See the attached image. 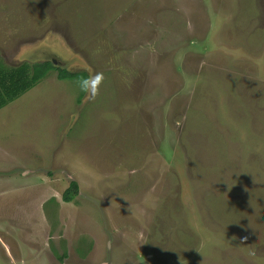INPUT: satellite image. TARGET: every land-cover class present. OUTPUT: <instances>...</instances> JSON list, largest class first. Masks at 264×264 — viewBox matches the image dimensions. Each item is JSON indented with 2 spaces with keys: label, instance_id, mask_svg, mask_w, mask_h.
Returning a JSON list of instances; mask_svg holds the SVG:
<instances>
[{
  "label": "rangeland",
  "instance_id": "obj_1",
  "mask_svg": "<svg viewBox=\"0 0 264 264\" xmlns=\"http://www.w3.org/2000/svg\"><path fill=\"white\" fill-rule=\"evenodd\" d=\"M0 45L105 76L0 108V264H264V0H0Z\"/></svg>",
  "mask_w": 264,
  "mask_h": 264
},
{
  "label": "trees",
  "instance_id": "obj_2",
  "mask_svg": "<svg viewBox=\"0 0 264 264\" xmlns=\"http://www.w3.org/2000/svg\"><path fill=\"white\" fill-rule=\"evenodd\" d=\"M56 70L58 79H75L82 75L83 71H70L64 67L55 65L52 59L38 62H23L17 66L0 64V108L18 98L34 87L49 72ZM84 75H86L84 73ZM78 193V183L71 180L69 186L62 193L64 202L71 201Z\"/></svg>",
  "mask_w": 264,
  "mask_h": 264
},
{
  "label": "clouds",
  "instance_id": "obj_3",
  "mask_svg": "<svg viewBox=\"0 0 264 264\" xmlns=\"http://www.w3.org/2000/svg\"><path fill=\"white\" fill-rule=\"evenodd\" d=\"M104 81V73L95 72L88 76H77L74 83L80 92H84L89 100L94 101L100 95V87Z\"/></svg>",
  "mask_w": 264,
  "mask_h": 264
},
{
  "label": "crops",
  "instance_id": "obj_4",
  "mask_svg": "<svg viewBox=\"0 0 264 264\" xmlns=\"http://www.w3.org/2000/svg\"><path fill=\"white\" fill-rule=\"evenodd\" d=\"M16 41H17V40H15L14 42L12 41V43L9 42V45H11V46H10V49H14V47H16V46L19 47V46H18V43H16ZM15 43H16V44H15ZM3 48H4V47H3L2 45H0V64H1V63H5V61H4V55H3V52H2V51H3ZM17 52H18V50L12 53V54L14 55V57H16L15 60L10 56L11 59H12L13 61H16V63H18V62H19V59L21 58L20 56H18V53H19V55H20V52H18V53H17ZM20 60H21V59H20ZM25 61H26V60H23V61H21L20 63L25 62ZM20 63H19V64H20ZM5 64H6V63H5Z\"/></svg>",
  "mask_w": 264,
  "mask_h": 264
},
{
  "label": "flooded vegetation",
  "instance_id": "obj_5",
  "mask_svg": "<svg viewBox=\"0 0 264 264\" xmlns=\"http://www.w3.org/2000/svg\"><path fill=\"white\" fill-rule=\"evenodd\" d=\"M54 62V60H52Z\"/></svg>",
  "mask_w": 264,
  "mask_h": 264
}]
</instances>
